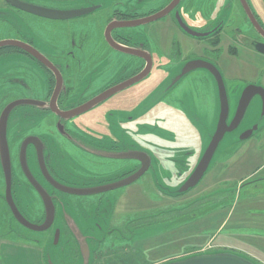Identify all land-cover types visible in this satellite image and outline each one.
<instances>
[{
    "label": "flooded vegetation",
    "instance_id": "1",
    "mask_svg": "<svg viewBox=\"0 0 264 264\" xmlns=\"http://www.w3.org/2000/svg\"><path fill=\"white\" fill-rule=\"evenodd\" d=\"M15 1L27 8L41 9L46 16L17 9L6 0L0 2V205L7 209L6 220L22 226L8 205H13L19 217L28 223L20 205H54V220L52 218L49 228L52 246L53 223L57 218L65 217L67 227L63 228V236L67 246L62 255L65 254L69 264H78L80 256L76 245L81 246L88 241L108 250L141 248L142 240L137 237L140 231L173 223L180 218L173 214L168 222L160 219L162 214L172 215L175 210L177 205H170V202L180 203L176 199L180 198L178 194L182 195L181 187L193 173L200 153L204 151L201 152L200 142L197 151L182 147L177 152L169 150V154L161 157L160 149L152 143L146 142L151 147L149 151L144 147L129 146L131 143L117 137L121 123H118L117 113L126 110L124 106L120 107L121 101L117 97L149 82L152 77L156 79L155 83L168 78L173 82L166 89L162 105L171 111L176 104L185 106L186 111H193L192 108L197 107H193L195 97L193 100L191 95L200 83L207 91L209 105L205 111L200 105L199 110L203 113L210 110L216 120L211 122V118H207L201 123V119L196 117L193 119L196 126L189 120L190 115L183 120L191 128L192 136H200V130L204 132L213 128L211 133H207L209 144L216 128L222 127L219 120L222 106L224 108L217 75L213 73L215 70L224 87L227 106L224 127L232 123L240 104L244 105L236 131L248 111H264V0ZM201 3L208 10L204 12ZM183 28L197 34L208 33L209 36L195 38ZM2 34L4 36L1 37ZM186 36L204 44L195 42L187 46ZM200 53L202 57H199ZM233 60L250 72L251 78L241 88L232 86L233 81L239 79L230 77L231 73H228ZM191 61L204 62L205 66L176 81L183 66ZM109 68L113 69L112 73ZM108 75L107 80L94 86ZM152 94L153 91L149 95ZM132 107L128 111H132ZM2 133L10 160L8 175L1 163ZM227 134L231 133H226L221 142ZM187 157L191 158L188 166L185 165ZM193 157H196L195 162ZM21 159L33 186L21 169ZM121 161L127 162L124 170ZM159 161L165 162L167 172L175 180L183 179L174 192L165 194L156 190L168 200L170 208L153 216L145 214L129 218L120 228L112 226L121 198H106L107 194L128 188L142 177L150 178L155 171L160 172ZM90 167L98 173L91 171ZM90 174L91 178L98 180L85 187L90 182ZM202 179L183 195L192 193ZM260 180L264 178H253V182ZM154 186L157 188L156 184ZM87 188L102 191L97 196L93 195L97 197L89 204L93 210L80 202V197L84 196L70 195L65 191ZM206 189L212 188L206 187L196 194L210 193L211 190ZM200 198L193 196L188 205H178V208L192 209ZM125 204L130 205L129 208L134 205L129 201ZM162 205H165L163 200ZM59 209L63 212L59 213ZM65 209L69 213L80 212L77 217L80 224ZM37 215L39 223L29 224L41 226L45 222L43 208ZM222 221L223 226L227 221ZM220 225L218 229L222 227ZM109 237L114 242L106 247L104 244ZM211 238L204 244L193 245L167 256L170 259L158 262H150L141 252L147 264H161L197 252L228 248L212 244ZM0 240L7 242L4 238ZM30 242L35 243L36 240ZM51 250L48 258L53 264V248Z\"/></svg>",
    "mask_w": 264,
    "mask_h": 264
},
{
    "label": "rangeland",
    "instance_id": "2",
    "mask_svg": "<svg viewBox=\"0 0 264 264\" xmlns=\"http://www.w3.org/2000/svg\"><path fill=\"white\" fill-rule=\"evenodd\" d=\"M201 6L204 12L208 10L203 3H201ZM2 36L4 35L2 34ZM195 42L204 44V42L197 39L185 37L187 46ZM223 52L225 53V51ZM199 57H202V54ZM231 63L232 65L228 67V73H231L230 77L238 78L239 80L233 81V84L232 82L230 83L232 86L237 85L241 88L243 83L251 78L249 76L250 72L248 68L239 65L238 61L235 62L233 60ZM110 70L112 73L113 69L111 68ZM109 75L103 76L94 86L107 80ZM155 82L156 79L152 77L149 82L136 86L132 88V91H127L117 97L121 101L120 107L124 106L127 110L117 113L118 123L121 122L120 129L117 128L119 131L117 137L127 143H131L129 146L144 147L146 151L151 148L146 142L152 143L153 146L157 145L156 148L160 149L159 155L161 157L169 154L167 153L169 150L177 152L182 147L197 151L196 147L200 142L202 144L201 152L204 151L207 147L206 145H208L207 133H211L213 128H207L208 130L204 132L200 130V136H192L191 128L183 119H188V115H190L189 120L194 125L196 123H194L193 119L196 117L201 119V123L207 118H211V122L216 120V117L212 118L210 110L205 113L199 110L200 105L202 106V111L208 109L209 99L205 87L198 83L199 86L195 87V90H197L194 93L192 92L193 95L190 94L193 100L195 97L193 107H197L192 108L193 111H186L185 106H179L178 104L175 105L176 110L171 111L162 104L165 101L166 89L168 85L171 86L170 83L173 80L170 81L167 78L159 81L160 83ZM225 83L229 89L230 84L227 79ZM152 91L153 94L149 95ZM137 105L139 106L137 107ZM131 107L133 110L128 111ZM152 109L154 110L152 111ZM261 114L259 111L247 112L241 126L233 133L227 134L218 146L211 161L209 172L207 171L208 173L203 177L197 188L192 193H187L186 195L182 193L183 196L178 194L180 198L178 197L176 200L180 203L174 204L170 202V205H177L176 207L174 206L175 210L171 213L172 215H169L170 213L162 214L160 217L163 221L168 222L169 218L173 217V214H178L180 217L178 221L152 226L138 233V239L142 240L140 250L143 251L146 256L143 255L150 262L170 259L167 256L180 253L199 243L204 244L214 236L211 238L212 244L227 245L228 248L222 247L210 252H229L246 258L255 264H264V180L253 182V178L258 176L264 178V117ZM191 115L193 116L191 117ZM253 126H257V131L254 132L252 138L239 141L243 131ZM163 150L166 151L162 152ZM71 153L74 154V152ZM200 154L202 157V153ZM195 160L196 157L193 162ZM190 161L191 158L187 157L185 165L188 166ZM126 163L121 161L123 170L124 164L127 165ZM158 165L162 170L160 172L155 171L152 177H142L128 188H120L107 194L106 198H113L114 196L121 198L120 205L116 206L112 226L120 228L129 218L140 217L145 214L153 216L161 210L170 208L167 205L169 204L168 200L156 190L165 192V194L174 192L183 179L175 180L172 177L173 175L167 172L165 162H160ZM90 170L98 171L91 167ZM186 174L183 176H186ZM166 175H170L171 178H167L168 176ZM91 176L90 174V182L85 187L92 186L95 184L93 181L98 180L91 178ZM155 184L157 188H155ZM206 187L212 188L206 189L207 191L211 190L210 193L205 191L204 193L201 192L199 196L196 194ZM210 194L212 198L208 201L207 198ZM193 196L201 197L196 205L194 204V208H178V205H188V200ZM96 199L97 197L95 196H84L80 197V202L85 207H91L93 210L92 205L89 204L95 202ZM162 200L165 205H162ZM125 201H129L130 204L134 205L129 208L130 205H126ZM139 202H142L143 205H138ZM145 202L147 203L146 205H144ZM159 203L161 205H158ZM20 206L26 220L33 225H37L39 223L37 214L41 213L42 205ZM59 210V213L63 212L61 209ZM65 211L72 218L77 219L74 220L76 223L80 224V219L77 218L80 212L76 210L73 213H69L67 209ZM243 215L245 217L241 218ZM6 217L7 209L5 205H0V239L4 238L7 241L6 244H8V247L1 248L3 255H1L0 251V264H17L18 262L21 263L22 259H24L26 264H40V262L45 264L43 257H50L52 248L53 264H69V260L64 256L65 254L62 255L64 249L66 252L67 244L63 236L64 227L61 226L59 218L53 223V242L56 230H61V236L57 244L52 246V231L50 229L45 232L29 231L14 221H7ZM239 218L240 220H238ZM225 219L227 222L225 221L226 223L218 229L217 226L220 225L221 220ZM34 240H36L35 243L30 242ZM111 242H114V239L109 237L106 239L104 246H109ZM37 255L42 257L40 262L35 259Z\"/></svg>",
    "mask_w": 264,
    "mask_h": 264
},
{
    "label": "water",
    "instance_id": "3",
    "mask_svg": "<svg viewBox=\"0 0 264 264\" xmlns=\"http://www.w3.org/2000/svg\"><path fill=\"white\" fill-rule=\"evenodd\" d=\"M11 3L12 6H14L17 9L21 10H26L30 13L36 14V15H43L46 16L43 10L41 9H36V8H27L24 7L21 3L15 1V0H6ZM183 30L189 34L190 36H193L195 38H206L209 36L208 33H202V34H197L194 32H191L185 28ZM205 66L204 62L201 61H191L185 64L183 66L182 71L179 76H177L176 81H178L182 76L185 74ZM211 69H214L211 67ZM213 73L217 75V80L219 83V92H220V98H221V103L222 105L224 104V108L222 106V111L220 113V120H219V125H222V127H217L214 135L210 138L209 144L207 145L206 149L204 150L202 157L199 159L193 173L189 176V178L184 182V184L181 187V193L187 192L189 189L193 188L194 186L197 185V183L204 177V175L207 173L209 170V167L211 165V161L213 160V156L215 154V151L223 139L224 135L226 133H232L238 126L243 113H244V105L238 107L236 116L232 123L228 127H224V121L226 119V103H225V94H224V87L221 82L220 76L218 73L213 70ZM249 87V86H248ZM247 90L244 91L242 95V101L244 98V95ZM262 95H263V100H264V91L262 90ZM248 100V99H247ZM241 101V103H242ZM264 116V111L262 112ZM257 131V127H253L252 129L244 132L241 134L239 141L247 140L251 137L253 132ZM1 144H2V149L3 152L1 153V163L3 166V170L5 171V174L10 173V160H9V154H8V149L6 145V141L4 138V133H2V139H1ZM21 169L22 171L24 170L25 177L27 178L28 182L33 186V181L31 180L30 176L28 175V172L26 171V166L24 164V160L21 159ZM6 175V176H7ZM66 193L70 195H75V196H93V195H98L100 191H97L95 189H84L80 191H75L71 189L65 190ZM10 210L12 211L13 215L17 218V221L24 227H26L29 230H32L34 232H45L50 228L52 218L54 220V214H55V207L54 205H42L43 211L46 214V219L45 222L41 226H33L29 224L28 222L22 220L19 215L17 214L16 210L14 209L13 205H8ZM60 224L61 226L67 227V219L65 217H60ZM63 224V225H62ZM61 236V230H56L55 235H54V242L53 244L56 245L59 237ZM77 244V243H76ZM53 245V246H54ZM77 251L79 252L80 256V263L79 264H90V258H91V253L90 250L87 246V243L84 242L81 246L76 245ZM44 262L45 264H51L50 258L44 257ZM48 262V263H47ZM163 264H255L252 261L240 257L238 255L229 253V252H221V253H216V252H203V253H198L194 255H190L187 257H183L177 260L169 261Z\"/></svg>",
    "mask_w": 264,
    "mask_h": 264
},
{
    "label": "trees",
    "instance_id": "4",
    "mask_svg": "<svg viewBox=\"0 0 264 264\" xmlns=\"http://www.w3.org/2000/svg\"><path fill=\"white\" fill-rule=\"evenodd\" d=\"M87 246L91 253L90 264H147L139 247L108 250L92 241H88Z\"/></svg>",
    "mask_w": 264,
    "mask_h": 264
},
{
    "label": "crops",
    "instance_id": "5",
    "mask_svg": "<svg viewBox=\"0 0 264 264\" xmlns=\"http://www.w3.org/2000/svg\"><path fill=\"white\" fill-rule=\"evenodd\" d=\"M245 216L243 215V217L241 216V218H244ZM238 220H240V218L238 219ZM222 224H223V221H222V223H221V225L220 226H222ZM7 242H4L3 240H0V251H1V255H3V250H1V248L2 247H8V244H6ZM224 246V245H223ZM225 246H227V245H225ZM35 259H38L37 260V262H40V259H41V257H40V255L38 256L37 255V257L35 258ZM19 264H26V262L24 261V259H22V262L20 263V262H18ZM17 263V264H18ZM5 264H7V263H5ZM36 264V263H35ZM40 264H41V262H40Z\"/></svg>",
    "mask_w": 264,
    "mask_h": 264
}]
</instances>
